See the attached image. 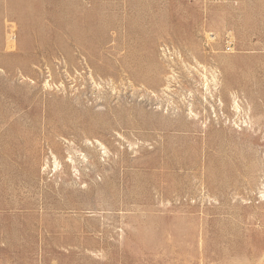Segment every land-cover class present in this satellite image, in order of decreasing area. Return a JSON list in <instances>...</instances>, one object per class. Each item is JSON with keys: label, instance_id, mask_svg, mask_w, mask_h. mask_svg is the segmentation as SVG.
Wrapping results in <instances>:
<instances>
[{"label": "rangeland", "instance_id": "obj_1", "mask_svg": "<svg viewBox=\"0 0 264 264\" xmlns=\"http://www.w3.org/2000/svg\"><path fill=\"white\" fill-rule=\"evenodd\" d=\"M216 15L0 0V264H264V54Z\"/></svg>", "mask_w": 264, "mask_h": 264}, {"label": "crops", "instance_id": "obj_2", "mask_svg": "<svg viewBox=\"0 0 264 264\" xmlns=\"http://www.w3.org/2000/svg\"><path fill=\"white\" fill-rule=\"evenodd\" d=\"M212 1L217 4V15L211 28L222 35L223 47L229 40L232 48H248L252 58L261 57L264 54V0Z\"/></svg>", "mask_w": 264, "mask_h": 264}, {"label": "built area", "instance_id": "obj_3", "mask_svg": "<svg viewBox=\"0 0 264 264\" xmlns=\"http://www.w3.org/2000/svg\"><path fill=\"white\" fill-rule=\"evenodd\" d=\"M209 35L212 36V38H213V34H212V33H210ZM224 50H225L226 52H230V51L233 50V48H232V46H231V42H230L229 40H226V41H225Z\"/></svg>", "mask_w": 264, "mask_h": 264}, {"label": "bare ground", "instance_id": "obj_4", "mask_svg": "<svg viewBox=\"0 0 264 264\" xmlns=\"http://www.w3.org/2000/svg\"><path fill=\"white\" fill-rule=\"evenodd\" d=\"M212 78H213V76H212ZM214 79V78H213ZM207 85V84H206ZM206 88L208 89V87L206 86ZM211 94V93H210ZM233 102H234V105H235V107H238V103H237V101L234 99L233 100Z\"/></svg>", "mask_w": 264, "mask_h": 264}]
</instances>
